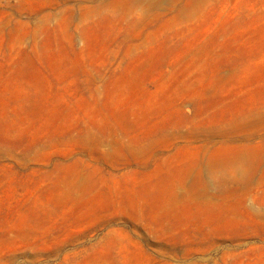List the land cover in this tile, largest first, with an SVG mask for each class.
Returning a JSON list of instances; mask_svg holds the SVG:
<instances>
[{"label":"rangeland","instance_id":"obj_1","mask_svg":"<svg viewBox=\"0 0 264 264\" xmlns=\"http://www.w3.org/2000/svg\"><path fill=\"white\" fill-rule=\"evenodd\" d=\"M0 264H264V0H0Z\"/></svg>","mask_w":264,"mask_h":264}]
</instances>
